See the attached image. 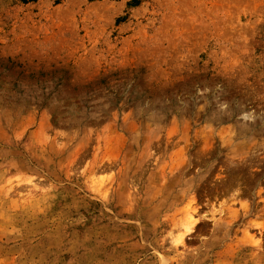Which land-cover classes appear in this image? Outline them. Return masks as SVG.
<instances>
[{
    "label": "rangeland",
    "instance_id": "374dc122",
    "mask_svg": "<svg viewBox=\"0 0 264 264\" xmlns=\"http://www.w3.org/2000/svg\"><path fill=\"white\" fill-rule=\"evenodd\" d=\"M0 264H264V0H0Z\"/></svg>",
    "mask_w": 264,
    "mask_h": 264
}]
</instances>
